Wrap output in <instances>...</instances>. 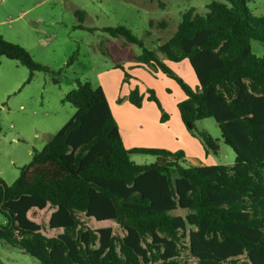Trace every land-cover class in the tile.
I'll return each instance as SVG.
<instances>
[{"label":"trees","instance_id":"1","mask_svg":"<svg viewBox=\"0 0 264 264\" xmlns=\"http://www.w3.org/2000/svg\"><path fill=\"white\" fill-rule=\"evenodd\" d=\"M104 31L138 45L136 62L176 82L185 95L177 105L182 124L206 156L218 153V140L197 131L196 123L215 121L234 163L191 165L183 151L127 149L102 87L77 81L63 99L75 109L71 119L11 186L0 179V245L19 248L39 264H264V54L252 52V42L264 46V16L253 17L246 0L212 1L204 13L190 8L182 14L158 51L168 62L188 61L196 90L127 29ZM2 58L29 71L26 83L41 72L58 84L53 76L62 70L35 62L0 35V64ZM147 93L168 120L154 92ZM143 100L138 87L128 95L136 108ZM132 154L155 162L136 164ZM48 205L55 209L50 228L63 230L56 237L43 235L28 218ZM81 215L113 221L123 235L92 230ZM185 249L193 263L180 261Z\"/></svg>","mask_w":264,"mask_h":264},{"label":"rangeland","instance_id":"2","mask_svg":"<svg viewBox=\"0 0 264 264\" xmlns=\"http://www.w3.org/2000/svg\"><path fill=\"white\" fill-rule=\"evenodd\" d=\"M212 1L218 0H0V35L7 42L27 50L35 62L48 66L54 72L62 70L59 75L53 76L58 84L53 83L51 75L41 72L35 73L32 80L26 83L29 77L26 68L16 61L1 59L0 179L11 186L19 177L20 170L31 162L32 155L40 152L50 137L71 119L75 109L63 99L76 88L77 81L89 82L97 87L99 74L114 66L122 75L123 84L118 95L115 96L113 91L114 104L115 100L118 104L128 102V96H123L124 89L129 90L131 84L136 82L146 92H154L162 110L168 115V120L163 122L162 113L154 103L151 105L155 110L145 109L143 113L135 112L132 116L119 110L118 120L124 129L123 133H128V139L136 142V145H130L131 142L125 139L129 149L183 151L191 165H197L198 162H204L205 165H233L235 154L223 143L213 119L196 123L197 131L207 132L219 144L218 153L209 154L208 159L203 160L205 151L201 142L178 119L175 101L179 102L178 95L182 93L180 87L171 78L160 74L168 80L163 87L164 83L160 82L158 73L152 67L136 62L135 57L141 53L138 45L128 43L124 36L114 38L104 31L107 28H125L146 49L154 51L159 59L164 60L158 48L174 35L182 14L190 8H194L197 13H204L206 5ZM246 7L253 17L264 16V0H246ZM77 11L80 15L76 16ZM252 52L257 56L263 55L264 46L252 42ZM177 66L173 64L168 67L185 84L196 90L197 80L188 61ZM125 74L128 77L126 82ZM45 112L49 113L46 118L43 116ZM176 119L189 137L187 142L200 151L202 159L197 150L186 146L185 135L181 137L178 134L183 140L173 143L171 132L167 131L173 129ZM191 139L199 145H194ZM156 142L167 146L150 147ZM130 158L139 165L155 162V157L145 154H132ZM54 211L48 205L42 211L28 213V218L41 226V232L46 237L63 233L62 229H51L49 226ZM176 214L184 216L186 212L178 211ZM79 218L92 230L112 228L114 234L123 235L113 221H96L82 215ZM0 254L4 264H39L19 248L3 243L0 245ZM179 259L193 263L186 249L182 250ZM237 261L236 264L246 263L242 259Z\"/></svg>","mask_w":264,"mask_h":264},{"label":"crops","instance_id":"3","mask_svg":"<svg viewBox=\"0 0 264 264\" xmlns=\"http://www.w3.org/2000/svg\"><path fill=\"white\" fill-rule=\"evenodd\" d=\"M164 62H165V64L166 65H168L169 67H171V66H173V64H175V63H172V62H168L167 60H163ZM186 62L187 61H182L181 63H178V64H175L176 65V67H178L177 65H182V64H186ZM130 63V62H129ZM133 65H136V64H134L133 62H131ZM140 64V63H139ZM189 64V63H188ZM125 64L123 63V66H124ZM142 66H143V64H141ZM145 66V65H144ZM115 67V66H114ZM114 67H111L112 69H108V70H105L102 74L100 73L99 74V80H98V83H99V85L102 87V89L104 90V93H105V95H106V98H107V101H108V103H109V106H110V109H111V112H112V115L114 116V118H115V120H116V122H117V124H118V126H119V131H120V135H121V137H122V140H123V143H124V146L127 148V149H129V147L127 146V143H126V141H125V139L127 140V142L128 143H130L131 141H130V139H128V133H126V134H124L123 133V131L122 130H124L123 128H122V126L119 124V120H118V118H119V110H124V112H127V113H129L130 114V116H132L133 115V113H135V112H137L138 114L139 113H143V111L145 110V109H147V110H149L150 108L152 109V110H155L154 109V107H153V105H151L152 103H154V102H151V101H148L147 100V97L149 96L148 95V93L145 91V88L143 87H139L138 85H136V82H133L132 83V81H131V86L129 87V90H127V91H125V89H124V97H127L128 95H129V93L134 89V88H136V87H138L139 88V91H140V93L141 94H143L144 95V100H143V103H142V107L141 108H136V107H134L133 105H131L129 102H125V103H123V104H118L117 103V100H115V104L113 103V101H112V99H115V98H113V91H114V93H116L115 94V96L116 95H118L119 94V90L121 89L122 90V86H123V84H122V75H120V73H119V71L116 69V68H114ZM135 67V66H134ZM139 67V66H138ZM147 67V66H146ZM139 68H141V66L139 67ZM191 69V68H190ZM192 70V69H191ZM139 71V70H138ZM158 73V76H159V80H160V82H163L164 83V85H163V87L164 86H166V83L168 82V80H166L162 75H160V74H162L161 72H157ZM166 80V81H165ZM176 83V82H175ZM128 84H130V82L128 83ZM196 86H197V83H196ZM17 87H19V84H17ZM177 91V90H176ZM182 91V90H181ZM109 93H110V95H109ZM177 93L179 94V92L177 91ZM178 101L179 102H181V101H183V100H185V95H184V93L182 92L181 94H179L178 95ZM118 98V97H117ZM178 102V103H179ZM176 101H175V106L177 107V104H178ZM155 104V103H154ZM177 110H178V108H177ZM155 112V111H154ZM153 112V113H154ZM48 114L49 113H47V112H45L44 113V117L46 118L47 116H48ZM155 114V113H154ZM156 115H157V112H156ZM178 115H179V117H178V119H180V114H179V111H178ZM123 117V116H122ZM180 122H181V124H182V121H181V119H180ZM180 122L179 121H177V119H176V124H173L172 125V127H173V129L171 130V131H167V133H169V132H171L170 133V135H171V137L174 139L173 140V143L174 142H179L178 140H183L182 138H180V136L181 137H183V135H185V133H184V130H183V128H182V125L180 124ZM168 123H170V122H168ZM178 134H180V136L178 135ZM184 138V140L186 141L185 142V144H186V146L187 147H189L190 148V146H192V145H189V141L187 142V138H189V137H187V135H185V137H183ZM176 139V140H175ZM192 140V139H191ZM194 145H199L196 141H194V140H192L191 141ZM136 142L135 141H133V142H131L130 143V145H136L135 144ZM155 146H161V147H164V146H167V144H164V143H159V142H156L155 144H153V145H151L150 147H155ZM193 147V146H192ZM131 149H133V148H131ZM162 149V148H161ZM193 149H195V150H197L198 151V153H200V151L198 150V149H196L195 147H193ZM130 150V149H129ZM193 153V152H192ZM187 158V157H186ZM200 158L202 159V154L200 153ZM188 159V158H187ZM208 159V157L206 156V154H205V156L203 157V160H207ZM189 162V161H188ZM197 165H199V166H203V165H205L204 164V162H198V164Z\"/></svg>","mask_w":264,"mask_h":264}]
</instances>
